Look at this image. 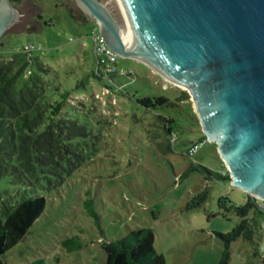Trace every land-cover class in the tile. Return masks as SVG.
I'll list each match as a JSON object with an SVG mask.
<instances>
[{
	"label": "rangeland",
	"instance_id": "rangeland-1",
	"mask_svg": "<svg viewBox=\"0 0 264 264\" xmlns=\"http://www.w3.org/2000/svg\"><path fill=\"white\" fill-rule=\"evenodd\" d=\"M99 1L127 31L119 0ZM16 8L21 16L0 40V60H9L28 43L40 47L34 53L51 69L47 79L52 87L72 92L65 113L92 132L93 154L58 189L44 180L27 193L10 178L0 179V212L8 202L17 203L28 194L48 198L45 212L27 236L6 253L5 264L40 259V264H105L103 242L141 227L155 229V246L167 264H220L226 245L218 234L233 232L243 218L230 204L229 210L221 208L219 200L226 196L242 206L248 194L229 182L206 180L199 166L228 171L217 143L205 140L193 157L188 156L191 143L204 135L190 92L133 58L120 57L118 62L119 71L131 75L94 77V26L82 23L83 9L76 0H24ZM91 22L97 24L95 19ZM118 86L122 89L116 90ZM144 96H166L179 106L148 110L137 102ZM160 114L177 122L178 140L171 151L165 150L168 134ZM190 167L194 170L183 178ZM206 187L207 202L185 210ZM87 200L93 202L99 220L89 213ZM71 238L82 248L69 250L64 241ZM261 244L259 235L254 242L236 236L230 243V264H264L256 254Z\"/></svg>",
	"mask_w": 264,
	"mask_h": 264
},
{
	"label": "water",
	"instance_id": "water-1",
	"mask_svg": "<svg viewBox=\"0 0 264 264\" xmlns=\"http://www.w3.org/2000/svg\"><path fill=\"white\" fill-rule=\"evenodd\" d=\"M120 57L192 95L231 184L264 199V0H119L132 38L99 0H76ZM0 0V40L19 19Z\"/></svg>",
	"mask_w": 264,
	"mask_h": 264
},
{
	"label": "trees",
	"instance_id": "trees-1",
	"mask_svg": "<svg viewBox=\"0 0 264 264\" xmlns=\"http://www.w3.org/2000/svg\"><path fill=\"white\" fill-rule=\"evenodd\" d=\"M23 2L12 0L15 6ZM79 17L82 23L91 22L81 10ZM46 24L50 22L46 21ZM50 71L41 56L35 53L20 51L12 54L7 61L0 60V179L10 178L11 182L24 186L27 193L31 187L40 185L44 180L50 187L60 188L91 160L93 154L89 127L65 113L72 92L53 88L47 79ZM93 76L101 77L96 70ZM184 94L185 98L189 97L186 91ZM137 102L153 111L179 106L166 96H144ZM159 118L164 121V129L168 134L165 150L171 151L174 137L178 140L176 119L165 118L161 114ZM205 140L207 137L203 135L199 142ZM199 167L205 173L206 180L231 182L227 170L220 173L205 166ZM193 170L194 167L188 168L182 177H187ZM208 198L209 188L206 187L187 202L185 210L200 208ZM47 203L46 195L28 194L17 203L5 204L6 209L0 212V264H5L6 253L27 236L45 212ZM219 203L225 210H229L230 204L243 218L233 232L218 234L226 245L220 264H230V243L236 236L244 235L252 242L256 235L263 238L261 225L264 213L258 207L257 199L249 194L242 206L232 204L226 196H222ZM85 206L99 220L93 202L87 200ZM155 241L156 233L152 227L133 229L118 240L104 241L105 264H167L165 254L157 250ZM64 245L69 250L82 248V243L76 238L64 241ZM256 254L259 255L257 250ZM40 263H43L42 259L32 264Z\"/></svg>",
	"mask_w": 264,
	"mask_h": 264
},
{
	"label": "built area",
	"instance_id": "built-area-1",
	"mask_svg": "<svg viewBox=\"0 0 264 264\" xmlns=\"http://www.w3.org/2000/svg\"><path fill=\"white\" fill-rule=\"evenodd\" d=\"M92 40L94 43V54L96 58V72L97 74L102 77L105 76V74H121V75H128L130 74L131 71H126V70H120L118 69V62L120 56L113 51L107 44L106 39L104 35L100 32L98 25L95 27L92 33ZM40 49L39 46L35 45L34 43H28L25 48L24 52L26 53H34ZM122 89L121 87H117L116 90ZM176 136L173 139V143L176 141L175 140ZM203 142H197L195 144H192L190 148L188 149V156L193 157L195 153L200 149L201 145ZM257 199V205L258 207L263 211L264 213V199ZM262 229V239L264 240V220L262 221L261 225ZM258 252L260 255V258L264 260V244H261L258 247Z\"/></svg>",
	"mask_w": 264,
	"mask_h": 264
},
{
	"label": "bare ground",
	"instance_id": "bare-ground-1",
	"mask_svg": "<svg viewBox=\"0 0 264 264\" xmlns=\"http://www.w3.org/2000/svg\"><path fill=\"white\" fill-rule=\"evenodd\" d=\"M120 2V1H119ZM119 5H120V3H119ZM122 7V6H121ZM123 9V8H122ZM127 25H128V23H127ZM126 29H128L127 31L125 30L124 31V37L125 38H132L133 39V36H132V33H131V30H130V27H128L127 26V28ZM180 87H182V86H180Z\"/></svg>",
	"mask_w": 264,
	"mask_h": 264
},
{
	"label": "crops",
	"instance_id": "crops-1",
	"mask_svg": "<svg viewBox=\"0 0 264 264\" xmlns=\"http://www.w3.org/2000/svg\"><path fill=\"white\" fill-rule=\"evenodd\" d=\"M90 23H92V24H93V26H94V28H93V29H95V27L97 26V24H96V23H93V22H90Z\"/></svg>",
	"mask_w": 264,
	"mask_h": 264
}]
</instances>
